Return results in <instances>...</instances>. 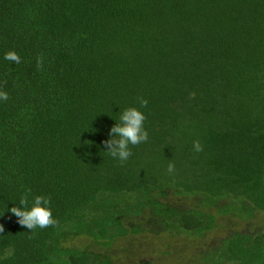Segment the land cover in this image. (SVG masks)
<instances>
[{
	"label": "trees",
	"instance_id": "1",
	"mask_svg": "<svg viewBox=\"0 0 264 264\" xmlns=\"http://www.w3.org/2000/svg\"><path fill=\"white\" fill-rule=\"evenodd\" d=\"M0 90V264H110L59 244L107 246L156 216L154 235L213 228L163 204L166 188L264 213V0H0ZM129 107L148 140L121 164L103 142ZM25 194L29 210L50 198L58 224L21 226L9 210ZM216 260L263 264L264 232L226 238Z\"/></svg>",
	"mask_w": 264,
	"mask_h": 264
},
{
	"label": "rangeland",
	"instance_id": "2",
	"mask_svg": "<svg viewBox=\"0 0 264 264\" xmlns=\"http://www.w3.org/2000/svg\"><path fill=\"white\" fill-rule=\"evenodd\" d=\"M162 192L164 196L160 201L165 205L172 204L174 208L181 210H199L214 216L213 228L192 234H179L178 230L171 229L169 232L154 235L164 230L167 225L164 217L156 216L152 222L144 219L140 221L143 233L129 234L127 238L110 241L107 246L101 245L99 240L91 236L62 240L59 246L63 249L88 246L95 253L105 254L111 260L110 264H231L216 260L226 238L236 233L255 235L264 232V213L260 211L240 204L243 211L245 210V216L231 212L222 213L227 208L239 209L237 202L229 197L206 201L204 197L180 195L171 188L163 189ZM136 219L138 218L128 217L125 225L130 222L133 224V221L137 223Z\"/></svg>",
	"mask_w": 264,
	"mask_h": 264
},
{
	"label": "clouds",
	"instance_id": "3",
	"mask_svg": "<svg viewBox=\"0 0 264 264\" xmlns=\"http://www.w3.org/2000/svg\"><path fill=\"white\" fill-rule=\"evenodd\" d=\"M10 62L19 64L20 56L15 51H9L4 57ZM38 65H42V59H38ZM8 93L0 90V100L7 101ZM141 107H147L148 101L143 97L138 98ZM120 122L116 123L110 130L111 139L104 141L109 155L117 159L121 164L126 162L131 155L129 145H139L148 140V133L144 128L145 115L135 107H129L120 116ZM203 146L199 141L193 142V151L201 152ZM169 174L175 171V166L169 163ZM23 207L13 206L9 211L18 218V223L29 230L37 228L44 229L55 227L58 221L53 217L49 207L50 198L42 195L34 197L30 210L28 209V194H25L19 201ZM4 232V227L0 224V233Z\"/></svg>",
	"mask_w": 264,
	"mask_h": 264
}]
</instances>
